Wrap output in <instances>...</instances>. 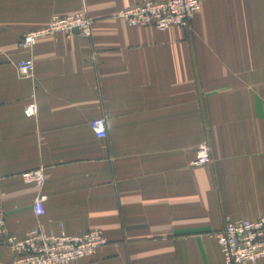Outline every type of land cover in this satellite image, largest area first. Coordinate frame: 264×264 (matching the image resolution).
I'll list each match as a JSON object with an SVG mask.
<instances>
[{
  "label": "crops",
  "instance_id": "0c3cea01",
  "mask_svg": "<svg viewBox=\"0 0 264 264\" xmlns=\"http://www.w3.org/2000/svg\"><path fill=\"white\" fill-rule=\"evenodd\" d=\"M144 1L0 0V212L19 238L37 225L101 231L106 244L73 264H226L215 236L227 219L264 216V0H200L188 30L115 17ZM78 13L90 36L18 46ZM97 118L104 138L90 129ZM203 144L210 162L196 165ZM37 168L40 191L21 177ZM12 261L0 246V264Z\"/></svg>",
  "mask_w": 264,
  "mask_h": 264
},
{
  "label": "built area",
  "instance_id": "2783aa9c",
  "mask_svg": "<svg viewBox=\"0 0 264 264\" xmlns=\"http://www.w3.org/2000/svg\"><path fill=\"white\" fill-rule=\"evenodd\" d=\"M200 0H148L121 9L115 15L130 27H148L156 30H168L173 27L190 29L192 17L200 9ZM92 20L85 13L71 16H52L49 24L42 30L24 33L18 46L31 50L35 40L44 34L64 32L91 35ZM21 77L28 78L34 71L31 57L16 64ZM38 108L33 100L25 107V114L33 117ZM95 137L104 138L107 134L106 120L97 118L90 122ZM210 162V148L206 144L198 150L196 165ZM25 184L40 191L45 181L43 168L27 171L21 175ZM45 198L37 195L33 202V214L41 218L45 214ZM220 252L226 264H257L264 259V216L250 219H227L224 227L216 234ZM106 244L101 231L88 230L80 236L65 233L49 235L39 225L28 229L22 238L8 232L4 214L0 212V246L7 247L13 253L12 264H73L91 258L100 247Z\"/></svg>",
  "mask_w": 264,
  "mask_h": 264
},
{
  "label": "water",
  "instance_id": "95a60500",
  "mask_svg": "<svg viewBox=\"0 0 264 264\" xmlns=\"http://www.w3.org/2000/svg\"><path fill=\"white\" fill-rule=\"evenodd\" d=\"M76 33V32H75Z\"/></svg>",
  "mask_w": 264,
  "mask_h": 264
}]
</instances>
